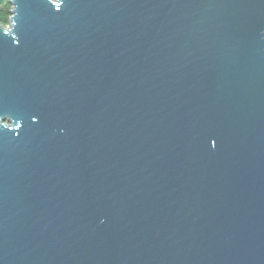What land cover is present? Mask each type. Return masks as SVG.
<instances>
[{
  "label": "water",
  "instance_id": "95a60500",
  "mask_svg": "<svg viewBox=\"0 0 264 264\" xmlns=\"http://www.w3.org/2000/svg\"><path fill=\"white\" fill-rule=\"evenodd\" d=\"M9 2L0 264H264V0Z\"/></svg>",
  "mask_w": 264,
  "mask_h": 264
},
{
  "label": "trees",
  "instance_id": "16d2710c",
  "mask_svg": "<svg viewBox=\"0 0 264 264\" xmlns=\"http://www.w3.org/2000/svg\"><path fill=\"white\" fill-rule=\"evenodd\" d=\"M8 4L10 5L9 7H5V8L0 7V18L2 23L6 26L9 24V18L12 9V5L10 4L9 0H8Z\"/></svg>",
  "mask_w": 264,
  "mask_h": 264
},
{
  "label": "clouds",
  "instance_id": "9594fccd",
  "mask_svg": "<svg viewBox=\"0 0 264 264\" xmlns=\"http://www.w3.org/2000/svg\"><path fill=\"white\" fill-rule=\"evenodd\" d=\"M8 0H0V7L5 8L9 7Z\"/></svg>",
  "mask_w": 264,
  "mask_h": 264
},
{
  "label": "snow or ice",
  "instance_id": "6c2138e0",
  "mask_svg": "<svg viewBox=\"0 0 264 264\" xmlns=\"http://www.w3.org/2000/svg\"><path fill=\"white\" fill-rule=\"evenodd\" d=\"M215 145V141H213V146Z\"/></svg>",
  "mask_w": 264,
  "mask_h": 264
}]
</instances>
